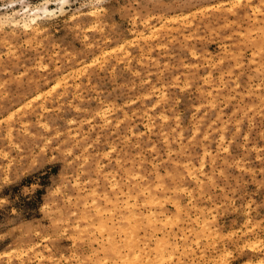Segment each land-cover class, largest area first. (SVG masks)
Masks as SVG:
<instances>
[{"label":"rangeland","instance_id":"374dc122","mask_svg":"<svg viewBox=\"0 0 264 264\" xmlns=\"http://www.w3.org/2000/svg\"><path fill=\"white\" fill-rule=\"evenodd\" d=\"M48 6L0 25V264H264V0Z\"/></svg>","mask_w":264,"mask_h":264},{"label":"bare ground","instance_id":"6f19581e","mask_svg":"<svg viewBox=\"0 0 264 264\" xmlns=\"http://www.w3.org/2000/svg\"><path fill=\"white\" fill-rule=\"evenodd\" d=\"M13 0H10L9 2H12ZM51 0H40V2L38 4H29V3H26L22 5L21 8H12L10 11L8 10H1L0 11V25L3 24V23H9L11 24L12 26H21L24 30H37L36 29V24H38V19L42 16H48L49 14H55V13H52V11L54 10V8H52L51 6H48V4L50 3ZM61 0H56V4H59ZM60 11H64L62 6L59 7ZM49 15V16H50ZM3 26V25H2ZM59 82V81H58ZM189 172V171H188ZM143 189V188H142ZM136 190V189H135ZM136 194V193H134ZM153 194V193H152ZM151 195V194H150ZM130 196V194H129ZM135 196V195H134ZM148 197V196H147ZM136 198V197H135ZM151 198V197H150ZM162 198V197H161ZM145 199V198H144ZM149 199V198H148ZM156 199V197H155ZM113 201V200H112ZM149 201V200H148ZM115 202V200H114ZM126 204L127 201L125 202ZM124 203V204H125ZM130 203V202H129ZM133 204V203H132ZM131 205V204H130ZM136 205V204H135ZM98 206V205H97ZM125 207H127V205H124ZM92 207V206H91ZM135 206L131 205L129 207H127V211H129L130 214L132 215H135L136 214V211H135ZM138 209V208H137ZM154 210V209H153ZM155 211V210H154ZM163 212V211H162ZM159 213V212H158ZM98 215V213H96ZM129 214V215H130ZM147 218L149 219V222L151 221L152 222V226L154 224V222L156 221V215L154 213H148L146 214ZM99 216V215H98ZM129 217V216H128ZM145 217V218H146ZM100 218V216H99ZM132 219V218H131ZM136 220V219H135ZM147 220V219H146ZM138 221V220H136ZM133 222V220H132ZM148 222V221H147ZM103 223V222H102ZM177 224V223H176ZM132 225V224H131ZM115 226V225H114ZM137 227V226H136ZM203 227V226H202ZM154 229V228H153ZM155 230V229H154ZM133 232L136 231L135 229L132 230ZM131 231V233H132ZM157 231V230H156ZM137 232V231H136ZM134 235V233H133ZM139 236V235H138ZM177 236V235H175ZM135 237V236H134ZM133 237V238H134ZM139 238V237H138ZM148 238V237H147ZM175 238V237H174ZM127 240V239H126ZM126 240H124L126 242ZM160 240V239H159ZM114 241V240H113ZM130 241V240H129ZM131 241H134L133 239ZM137 241V240H136ZM162 241V240H161ZM164 241V240H163ZM146 242V241H145ZM157 242V241H156ZM159 242V241H158ZM167 242V241H166ZM133 243V242H132ZM137 244V243H136ZM135 244V245H136ZM146 244V243H145ZM157 244V243H156ZM167 244V243H166ZM169 244V243H168ZM173 244V243H172ZM130 245V244H129ZM159 245V243H158ZM120 246V245H119ZM146 246V245H145ZM163 246V245H162ZM174 246V245H173ZM190 246V245H189ZM133 247V246H132ZM136 247V246H134ZM171 247V246H170ZM169 247V248H170ZM131 248V247H130ZM133 250V248H132ZM171 250V248H170ZM184 250V249H183ZM136 251V250H135ZM133 252V251H132ZM167 252V251H166ZM185 252V251H183ZM134 253V252H133ZM186 253V252H185ZM184 253V254H185ZM170 254V253H169ZM167 254V256L169 255ZM183 254V253H182ZM162 255V254H161ZM172 255V254H171ZM170 255V256H171ZM155 256V255H154ZM164 256V255H163ZM163 256H161L163 258ZM159 258V257H157ZM161 258V259H162ZM168 260V259H166ZM181 260V259H180ZM179 260V261H180ZM149 262V261H148ZM159 263V262H158ZM156 264V262L154 263Z\"/></svg>","mask_w":264,"mask_h":264}]
</instances>
